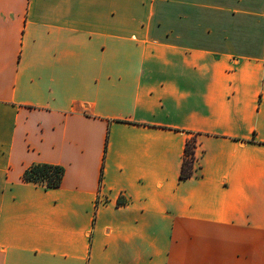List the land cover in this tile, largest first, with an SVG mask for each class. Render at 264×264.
Returning a JSON list of instances; mask_svg holds the SVG:
<instances>
[{
    "label": "crops",
    "instance_id": "crops-1",
    "mask_svg": "<svg viewBox=\"0 0 264 264\" xmlns=\"http://www.w3.org/2000/svg\"><path fill=\"white\" fill-rule=\"evenodd\" d=\"M0 264H264V0H0Z\"/></svg>",
    "mask_w": 264,
    "mask_h": 264
},
{
    "label": "trees",
    "instance_id": "trees-1",
    "mask_svg": "<svg viewBox=\"0 0 264 264\" xmlns=\"http://www.w3.org/2000/svg\"><path fill=\"white\" fill-rule=\"evenodd\" d=\"M194 140H188L185 145L184 160L181 169V178L193 173ZM65 169L62 165L50 163H35L30 165L23 173V179L34 183L45 184L47 187L61 185Z\"/></svg>",
    "mask_w": 264,
    "mask_h": 264
}]
</instances>
